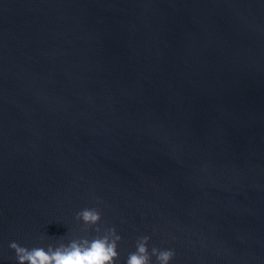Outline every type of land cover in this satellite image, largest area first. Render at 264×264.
Masks as SVG:
<instances>
[{"label": "water", "instance_id": "water-1", "mask_svg": "<svg viewBox=\"0 0 264 264\" xmlns=\"http://www.w3.org/2000/svg\"><path fill=\"white\" fill-rule=\"evenodd\" d=\"M109 228L264 264V0H0V264Z\"/></svg>", "mask_w": 264, "mask_h": 264}, {"label": "clouds", "instance_id": "clouds-1", "mask_svg": "<svg viewBox=\"0 0 264 264\" xmlns=\"http://www.w3.org/2000/svg\"><path fill=\"white\" fill-rule=\"evenodd\" d=\"M78 221L82 220L87 226H94L101 220V215L95 208L84 209L76 214ZM100 232V228H96ZM121 237L115 228H109L105 234L93 239L73 240L69 244H60L53 248L48 246L32 248L21 247L12 242L9 247L15 251L18 264H115L118 259L117 243ZM149 237H140L136 244V251L128 255L126 264H151V257L155 256L157 264H170L174 251L152 248L149 254L147 244Z\"/></svg>", "mask_w": 264, "mask_h": 264}]
</instances>
